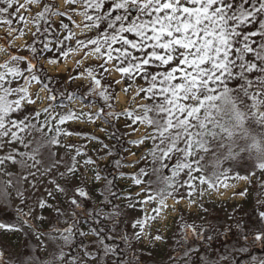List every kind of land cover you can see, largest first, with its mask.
I'll use <instances>...</instances> for the list:
<instances>
[{"label":"snow or ice","instance_id":"6c2138e0","mask_svg":"<svg viewBox=\"0 0 264 264\" xmlns=\"http://www.w3.org/2000/svg\"><path fill=\"white\" fill-rule=\"evenodd\" d=\"M40 2L41 0H26V4ZM77 2L83 7L81 15L89 22L85 27L97 30L94 37H88L86 41L77 40L76 45L85 49L82 54L85 58L94 55L102 61L94 67L85 68L84 71L92 82L88 94L98 96L103 101V106L94 113L81 112L77 115L69 110L67 113L53 115L55 95L48 84L44 83L45 78L39 75V71L43 69L37 70L35 62L37 49L28 45L30 52L33 53L31 57L10 53L5 61L0 62V150H3L5 141L9 145L18 143L25 149L35 143V147H32L30 152L9 148L6 153L0 155V174L8 176L7 184L11 185L13 173L6 171V163L17 164L22 169L37 168L42 163L37 159V156L42 154L41 150L61 146L62 135H83L89 140L98 141L103 148H108L99 137L62 128V125L69 120H78L87 116L89 121L95 122V118L98 117L103 116L107 119L119 118L123 115L130 120L125 127L131 132L138 131L135 127L137 125L151 128V132L128 141L133 145H141L146 140H151L152 146L141 155L140 159L150 156L153 164L157 162L159 164L151 170L156 179L148 180L147 186L135 193V199L132 195L124 197L132 201L128 205L129 208L139 204L144 215L132 221V228L139 231L134 232L131 237L124 235L122 239L125 243H129L130 239L139 241L145 236V227H150V223L157 220L161 212L169 207L167 204L169 198L175 200L177 204L184 198L188 199L189 205L196 203L192 197L198 191L200 196H203L220 185L227 187L226 181L230 170L218 171L222 160H236L242 153H251L253 150L264 151V132L259 136L252 135L249 127L250 123L264 126V0H65V3ZM26 4L19 3V0H0V17H5L0 23L11 25L13 21L7 19L8 16H18L21 22L27 23L25 17L20 15L21 9L28 10ZM13 8L15 11L10 12ZM133 8L136 10L134 15L130 12ZM89 10H92L93 14L90 15ZM113 10L123 11L114 14ZM66 14L67 10L60 11L52 0H47L43 9L33 18L37 24V31L40 20L51 15ZM101 25H106L103 31L100 30ZM61 27L67 29L68 26L61 21ZM70 38L71 35L65 36L58 42V46ZM35 43L34 40L33 44ZM88 46H91L90 51ZM43 48L50 50V42L44 43ZM67 54V51L60 52V56L66 57ZM10 61H27V66L21 68L19 63L10 64ZM57 62L51 58L48 61L50 64ZM109 62H114L113 68L121 76L120 80L113 82L114 84L127 80L129 83L122 89L125 94L129 88H132V98L140 97L143 93L140 98L143 101H150L136 105V110L141 114L137 115L136 110L128 107L120 111L115 110L112 104L114 92L109 91L112 85H102L101 79H97L95 75L96 68L108 72L109 69L105 65ZM73 63L74 66H79L80 60H74ZM136 78L142 79L148 86L133 87ZM68 79H73L70 72ZM18 80L23 82L13 86ZM33 82L37 85L43 84L48 104L43 108L29 111V107L36 104L39 99L38 93H29L28 86ZM230 82L238 83L235 87H229ZM33 95L36 99H33ZM71 98L72 96L69 95V99ZM246 100H250L251 103H247ZM105 107L108 109L106 114ZM21 113L24 115L21 116ZM42 113L45 114V119L41 122ZM57 115L58 119H56ZM53 120H56L55 125L52 123ZM108 122L112 123L111 120ZM101 131L108 130L101 129ZM34 132L39 133V137H34L33 140L25 143L26 136H31ZM53 132L55 135L52 134ZM108 134L116 139V130ZM238 137L248 141L246 146L240 147L239 152L235 151V148L239 147L236 143ZM62 146L76 148V155L72 157L71 164L65 165V171L58 173L67 182L70 178H75L79 170L76 156L81 154V146L70 144ZM214 146L218 150H223L222 155L215 159L214 170L206 174L203 154L213 151V155L216 156ZM47 159L50 162L43 172L39 173L41 176L51 173L63 162V157L56 159L55 152H49ZM27 160H32L33 163L28 165ZM173 160L175 162L170 163ZM254 161L255 168L264 170V160ZM83 163L85 166L95 165V161L90 157ZM120 163V160L115 161L117 167ZM165 169H168L170 174L165 175ZM93 171L96 173L94 179L100 180L99 171L95 168ZM37 172H39L38 168ZM37 172H29L23 177H17L16 182L36 177ZM181 174L186 175L183 181L180 180ZM125 175L131 178L134 185H141L145 183L143 177L147 176L148 172L145 168H140L135 173H121L122 177ZM235 178L248 179L247 176L239 175ZM30 183L33 188L36 187L35 180ZM49 183L55 185L57 193L66 192V188L58 184L55 179L49 180ZM112 185L113 182L108 181L105 188ZM204 185H207L206 189ZM185 187L188 189L186 197L183 194L178 197L177 194ZM261 187H264V184ZM45 191L49 198L54 199L51 190L45 189ZM72 191L73 196L68 203L75 210L85 213L83 217L85 222L91 220L98 226L102 222L101 217L110 219L112 216L120 215L118 210L112 213H104L98 208L85 210L76 195L88 198L87 192L79 187ZM246 193L247 189L240 195L245 196ZM141 194L143 199H139ZM7 195L5 191V200ZM17 196L23 203V193L19 189ZM153 203L156 207L148 213L144 205ZM38 205L41 209L52 207L43 197L38 201ZM55 211L58 216L63 214L58 205ZM173 211H175L174 207ZM18 215L25 225H30L27 218L30 213L18 209ZM97 226H89L87 231L80 230V218L73 211L72 220L68 222L67 227L53 228V231L59 233V239L63 240L64 244L70 243L75 236L81 238L80 248L83 250V258L74 256L71 261H67L66 254L61 249L59 258L63 264H90L94 255L92 246H101L104 255L117 254L115 247L104 243L105 237L102 233L105 229ZM0 228L22 231V228L16 225L2 223ZM180 228L185 239L194 235L200 240L206 239L209 244L217 239V235L224 237L223 247L226 252L229 250L227 238L233 228L238 230V241H242L244 245H264V201L257 200L254 222L250 225L242 222L234 225L226 224L221 231L219 227L213 229L201 225L198 228L195 224L183 223ZM207 231H213L217 235L206 236ZM39 235L45 233L39 232L37 238ZM87 235L95 236L96 239L85 244L83 237ZM154 239L162 240L163 237L157 234ZM189 251L193 250L189 249ZM231 251L244 253L248 251V247L237 248L232 245ZM185 255H188V252ZM202 259L205 264H217L215 260H207L203 257ZM220 259L227 257L222 255ZM0 264H5L3 252H0ZM117 264H124L123 259L117 261ZM249 264H264V259L252 257Z\"/></svg>","mask_w":264,"mask_h":264},{"label":"rangeland","instance_id":"374dc122","mask_svg":"<svg viewBox=\"0 0 264 264\" xmlns=\"http://www.w3.org/2000/svg\"><path fill=\"white\" fill-rule=\"evenodd\" d=\"M47 0H41L39 4H26V0H19V3L26 4L28 10L21 9L20 15L24 16L27 23L21 22L18 16H8L7 19H11L13 23L11 25L7 23H0V62L5 61L9 54L31 57L33 55L30 52L28 45H32L37 49L35 54V62L37 65V70L39 75L44 77V83H47L49 88L53 90L55 95V100L53 101V115L67 113L69 110L75 112L79 115L81 112H96L100 107L97 104L84 103L81 99L73 97V94H82L83 97L95 98L102 102L103 101L98 96H93L88 94V89L91 86V80L84 71L87 67H94L95 65L102 63L94 55H89L84 57L82 54L85 51L84 48L77 47V40H85L88 37H94L96 35V29H88L85 24L89 23L81 15L83 11L82 5L77 2L75 4L65 3V0H52L56 7L60 11L67 10V14L63 16L51 15L46 19H42L39 22V31H37V24L34 22V17L37 12L43 9L44 3ZM110 6V5H109ZM73 9H75L73 11ZM15 8L10 9V12H14ZM123 10H120L122 12ZM113 10L114 14H120ZM89 14H93L92 10H89ZM132 14V13H131ZM135 14V12H134ZM132 14V15H134ZM5 17H0V20H4ZM61 21L68 27L64 29L61 27ZM106 25H101L100 30L103 31ZM22 29L23 31H19ZM47 29V31H45ZM35 33V35H33ZM74 34V35H72ZM71 38L65 40L63 44L58 42L62 40L65 36H70ZM130 38H131V34ZM36 41L33 44V41ZM50 42V50H44V43ZM118 46V45H116ZM73 49V50H69ZM91 46H88L90 51ZM61 51H67L66 57L60 56ZM55 59L58 62L54 64L48 63L49 59ZM66 61V64L62 68H58L57 64ZM74 60H80L79 66H74ZM19 63L21 68H26L27 61H10V64ZM114 62H109L105 65L108 72H103L102 69L96 68L95 75L97 79H101L102 85H112L109 88L110 92H114V99L112 104L116 111L128 107L130 109L136 110V105L139 103H150V101H143L140 97L144 94L141 93L140 97H133V89L129 88L127 94H125L122 89L129 83L127 80H121L120 84H114L115 80H120L121 76L113 68ZM69 72L73 79L69 80ZM25 75L27 73L25 72ZM48 77H52V80H48ZM22 80H18L14 83H22ZM238 82H230L229 87H235ZM135 85H141L147 87L148 85L140 78H136ZM30 94H39L38 102L29 107V111L37 108H43L47 106L48 101L45 99L47 93L43 90V84L37 85L35 82L29 84ZM69 95L72 96L69 99ZM33 99L36 96L33 95ZM247 103H251L250 100H246ZM103 106V105H102ZM105 114L108 109L105 107ZM136 114H141L139 110H136ZM21 116L24 113L20 114ZM58 115L56 119H58ZM113 121L114 127L108 124L102 117L95 118V122H91L87 119V116L82 117L78 120H69L62 128L67 129L72 132L89 133L96 137H99L100 141L108 145V148H103L98 141L89 140L83 135H62L60 137L61 146H52L51 148L42 149V154L37 156V159L41 160V164L37 168H25L22 169L17 164H12L10 162L6 163V171L13 173L12 184L8 185V176L0 174V210L4 212L7 220L10 219L9 223L0 222L6 225H16L22 228V231H8L0 228V249L11 251L10 254H14L12 261H8L9 257H4L5 264H63V261L59 258V253L61 249L66 254L65 260L71 261L74 256H80L83 258V250H77L74 246L73 253H70V248L76 240L74 239L68 243L64 244L63 240L59 239V233L53 231V228L63 229L68 226V222L72 220V212H76V216L79 218L83 212L80 210H75L73 206L68 203V200L73 196L74 188H83L87 194L88 198H81L76 195L77 200L83 203L84 209H89L90 207L100 206L102 203L107 201L111 190L105 188L107 180L101 175L102 170L99 168V164L105 162L108 159L109 149L112 148L114 141L109 138V130L114 128L122 134H117L119 136V141L125 146L122 170L125 174H131L137 172L140 168H145L148 175L143 177L145 183L141 185H134L131 178L128 175L119 176L116 181L115 189L118 190L115 201L113 202L112 213L114 210H118L119 216H112L108 219L113 222L115 226H123L124 234L131 237L134 232L139 231V229L132 228V221L142 217L144 212L141 211L140 205L136 204L135 207L129 208V201L124 197L132 195L135 199V193L140 192L142 188L146 187V182L148 180H155L156 177L152 173L153 167H158V162L153 164L152 158L150 156L145 159H140L141 155L152 146L151 140H146L141 145H133L128 143L129 140H134L140 138L146 132H151V128H146L144 125H137L138 131L131 132L130 129L125 127L126 123H130L127 117L121 115L119 118L108 117ZM45 119V114H41V122ZM35 122V121H33ZM53 125H55L56 120H53ZM251 134L259 136L260 133L264 132V126H258L255 123L249 124ZM101 129H107L108 131H101ZM47 131V130H45ZM131 133V134H128ZM55 135V133H52ZM39 133H33L31 136H26L25 143L28 140H33L34 137H39ZM237 145L239 147L235 148V151L239 152L240 147L246 146L247 140L242 138H237ZM73 145L81 146V154L76 156L78 161V172L75 178H70L67 182L64 178H61L58 173L65 171V165H70L72 162V157L76 155V148H68L62 145ZM32 147H35V143L28 148H23L18 143H12L9 145L5 141V146L3 150H0V155L6 153L9 148L18 149L21 152L31 151ZM216 151V156L213 155V151H209L205 155L203 164L205 166L206 174L211 173L213 169V163L215 159L222 155L223 150ZM49 152L56 153V159L59 160L63 157V162L53 169L51 173L41 176L40 172L50 162L47 157ZM86 153V155H85ZM135 153V155H132ZM91 158L95 161V165L85 166L83 161L85 159ZM20 159V157H17ZM253 152H244L240 155V158L236 160H222L220 168L218 171H223L224 169H229V178L226 181L227 187L220 185L217 189L207 192L205 195L200 196L199 191L192 197L196 203L189 205L188 199H180L177 204L175 200L169 198L167 204L169 207L162 211L160 217L150 223V227H145L143 236L139 241L135 239H130L127 244V260L125 264H159V263H169V264H191L190 251L186 257H181L187 249L193 250L195 256L200 255L199 259L204 256H210L216 254V250L220 248V244L224 241V237L217 235V239L209 244L207 240H200L194 235L188 236L187 239L184 238L183 232L180 225L183 223L195 224L199 226L203 225L205 227L216 228L219 227L222 231V227L219 225V219H222L225 224L231 223H253L254 222V209L256 207L257 200L264 201V170H259L255 168ZM134 161H137L134 163ZM173 160L170 163H174ZM32 160H27V164L31 165ZM233 163H238L243 166V171H248L250 173L248 179H236L237 175L232 174L233 169L230 166ZM97 169L101 176L100 180L94 179L95 172L93 169ZM29 172H37L36 177H29L28 180H21L19 183L16 182L17 177H23ZM164 174H170L168 169L164 170ZM198 175V174H197ZM245 176V175H242ZM55 179L58 184L66 188L65 193H57L55 191V185L50 184L49 180ZM186 179L185 174H181L180 180ZM36 181V187L31 186V181ZM198 188L200 187L197 182ZM205 189L207 185L203 186ZM17 189L23 193V203H21V198L17 196ZM45 189L51 190L54 194V199L47 196ZM247 189L245 196H241L240 193ZM7 192V199L4 198V192ZM188 189L182 188L178 197L183 194L186 197ZM113 192V191H112ZM43 197L48 204L52 207H46L41 209L38 205V201ZM143 199V194L139 197ZM59 206L62 215H57L55 208ZM156 207L153 204L144 205V209L151 213L152 209ZM173 207L175 211H173ZM18 209H23L25 213H30L27 217L30 221V225H25L23 220L18 215ZM165 216L163 219L162 216ZM1 216V215H0ZM181 216L183 219H181ZM4 217V216H3ZM4 217V218H5ZM37 217H43V219H37ZM222 225V224H221ZM250 225V224H249ZM34 226V227H33ZM87 229V227H86ZM26 232L31 236L37 245V250L39 253V258L29 259L24 262L21 258L24 254L29 256L33 253L30 249L27 250L25 247L26 242ZM39 232H44L45 235H39ZM210 231V235H211ZM159 234L163 237L162 240H155L154 237ZM232 234H234L232 232ZM209 235V234H208ZM55 237V239H53ZM96 237L92 235H87L84 237V243L88 244L90 241L95 240ZM151 240V242H150ZM228 240V239H227ZM130 245V246H129ZM221 249V248H220ZM219 249V250H220ZM77 250V251H76ZM218 250V251H219ZM92 251L94 253L91 258L90 264H117L116 256L112 253L104 255L103 248L101 246H92ZM4 253V252H3ZM19 257V258H18ZM257 259H264L262 257H256ZM249 264V263H246Z\"/></svg>","mask_w":264,"mask_h":264},{"label":"trees","instance_id":"16d2710c","mask_svg":"<svg viewBox=\"0 0 264 264\" xmlns=\"http://www.w3.org/2000/svg\"><path fill=\"white\" fill-rule=\"evenodd\" d=\"M73 97H77L79 99H81L84 103H88V104H92L95 103L98 105V107H102V102L98 99L95 98H88V97H83L82 94H73ZM102 118L104 119V121H106L108 124L110 125H114L113 121L112 123H109L108 121L110 120L109 118L105 119L103 116ZM258 125V124H257ZM260 126V125H258ZM261 127V126H260ZM114 130H116L115 128L113 130H109L108 133L113 132ZM122 134V132H119L118 129L116 130V139H113L111 136H109L110 139H112V141H114L112 148H111V154L108 155V159L99 164V168L102 170L101 175L106 177L107 181H112L113 185L111 187H109V190H111V193L109 194L107 201L105 203H102L100 206H95V207H90L88 210L93 209V208H98V209H102V211L104 213H110L112 210V205L113 202L116 199V196L118 194V190L115 189L116 186V181L117 178L119 176H121V173H124L122 170V164H123V157H124V149L125 146L123 144H121L119 141V136H117V134ZM116 160H120L121 163L119 165V167L116 166L115 161ZM231 169H233L232 174L234 175H245V176H249L250 173L248 171H243V166L241 164L238 163H233L232 166H230ZM113 191V192H112ZM113 193H115V195H112ZM87 210V209H85ZM0 222H4V223H9L10 219L7 220L5 217V214L3 211L0 210ZM85 213H82V215L79 216L80 218V230L82 231H87L89 226H97L94 224V222H92L91 220H89L88 222H85L83 217H84ZM5 218H4V217ZM101 223L97 226V227H103L105 229L104 233H102V235L105 237L104 243L111 245L113 247H115L117 249V254H115L116 256V260L119 261L121 259H123L124 264L125 261L127 260V244L124 242V240L122 239V237L125 235L124 232V227L123 226H115V224L113 225V222H110L108 219H104L103 217H101ZM219 225L223 227L224 225H226L224 223V221L222 219H219L218 221ZM222 224V225H221ZM231 224H235V223H231ZM246 224V223H245ZM252 224V223H249ZM87 227V229H86ZM205 228H210V227H205ZM237 229L233 228L229 234V237L227 238V243L229 245V250L226 252L224 247H223V242L220 244V250H216V254L210 255V256H204L203 258H206L207 260H215L217 261V264H246L249 263L252 259V257H262L264 258V245L261 244H249V245H244V243L242 241H238V236H237ZM210 231H207L205 233V235L207 236ZM232 232L234 234H232ZM211 235H215V233L212 231ZM110 237V238H109ZM225 239V238H224ZM80 241L81 238L79 236H76V240L74 241L73 245L70 248V253H73V248L74 246L77 247V250H80ZM84 237H83V242H84ZM235 245L237 248L242 247V246H247L248 247V251L244 252V253H240V252H233L231 251V246ZM25 247L27 250L30 249V251L33 253L30 254L29 256H27L26 254H24L21 258L23 259L24 262H27L30 258L32 259H37L39 258V253L37 250V245L35 243V241L31 238V236L26 232V242H25ZM5 248H1L0 252H4V257H9L8 261L13 262V256L14 254H10L11 251L9 250H3ZM76 250V251H77ZM195 250V249H193ZM186 252H189V249L185 250L183 253H181V257H186L187 255H185ZM191 253V257H190V263L191 264H205V261L200 258V255L195 256L193 254V251H190ZM188 253V254H190ZM122 254V255H121ZM226 256L227 259H223L221 260L220 257L221 256ZM19 258V257H18ZM155 264V263H153ZM159 264H169V263H159Z\"/></svg>","mask_w":264,"mask_h":264},{"label":"clouds","instance_id":"9594fccd","mask_svg":"<svg viewBox=\"0 0 264 264\" xmlns=\"http://www.w3.org/2000/svg\"><path fill=\"white\" fill-rule=\"evenodd\" d=\"M253 154H254V159H262V160H264V151L256 152L255 150H253Z\"/></svg>","mask_w":264,"mask_h":264},{"label":"bare ground","instance_id":"6f19581e","mask_svg":"<svg viewBox=\"0 0 264 264\" xmlns=\"http://www.w3.org/2000/svg\"><path fill=\"white\" fill-rule=\"evenodd\" d=\"M65 64H66V61L64 60V61L58 63V64H57V67H58V68H62ZM162 218L164 219L165 216L163 215Z\"/></svg>","mask_w":264,"mask_h":264},{"label":"water","instance_id":"95a60500","mask_svg":"<svg viewBox=\"0 0 264 264\" xmlns=\"http://www.w3.org/2000/svg\"><path fill=\"white\" fill-rule=\"evenodd\" d=\"M130 12H131L132 14H134V12H136V10L133 8V9L130 10Z\"/></svg>","mask_w":264,"mask_h":264}]
</instances>
